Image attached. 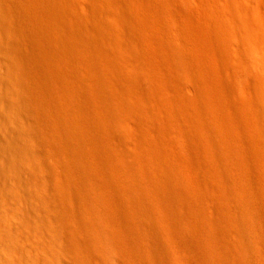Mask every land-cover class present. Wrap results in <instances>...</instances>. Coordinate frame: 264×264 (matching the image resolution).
<instances>
[{"label": "rangeland", "instance_id": "1", "mask_svg": "<svg viewBox=\"0 0 264 264\" xmlns=\"http://www.w3.org/2000/svg\"><path fill=\"white\" fill-rule=\"evenodd\" d=\"M54 1L0 0V153L47 167L34 264H264L263 3Z\"/></svg>", "mask_w": 264, "mask_h": 264}, {"label": "bare ground", "instance_id": "2", "mask_svg": "<svg viewBox=\"0 0 264 264\" xmlns=\"http://www.w3.org/2000/svg\"><path fill=\"white\" fill-rule=\"evenodd\" d=\"M258 1L260 3H263L264 5V0H258ZM45 2H47V0H45ZM49 2L51 6L55 8V11H57L58 14L59 13L62 14L63 7L56 5V1L54 0L51 1L49 0ZM256 7H258L257 4ZM47 8L51 9V7H47ZM261 9H259V11H263ZM57 12H55V15ZM143 15L144 13L141 14V16ZM259 29H261V27ZM71 31L72 30H70V32L67 31L66 33V36H68L69 38H73L71 37ZM34 49L36 48L34 45H32L30 49L24 51L30 56V59L28 61L19 62L18 65L16 66L20 69L21 75L27 80V83H29V85L35 86L38 92L42 94H46L48 92L46 88L41 85L42 82L37 83L38 80L35 82L33 81L34 74L36 75L44 74L43 69H41L38 63L34 62V58L30 55L32 54L36 56ZM140 50H141L140 54L142 55L143 59L147 60L149 56L148 50L144 47H141ZM101 55L102 54L98 55L99 58ZM258 62L259 61L257 60L256 64ZM260 62H261L260 65H263L262 61ZM257 68L258 66L256 67V69ZM262 68L264 70V67ZM259 71L261 72V70ZM259 71L257 70V72ZM93 75L94 74L92 73H85V75L83 74L84 77L85 76L92 77ZM260 75L264 76L263 74ZM82 94L83 96L90 98L100 95L98 91H88ZM23 143L24 144L20 146L15 142H10L9 147H6L10 150L6 154L0 153V264H34L36 262H41L42 257L44 256L50 245L47 239L46 227L44 224V217L46 216V214H44V210H45V204H47V202L51 199L48 191L49 184L47 183V179L45 175L42 173L47 171V167L42 162V155L40 149L38 148L33 149V143L29 142L27 139L24 140ZM36 144L38 146L37 141ZM107 145L106 143H101L99 145L100 152L97 154H92L89 148H87L88 151L87 150L85 151L93 159L102 162L103 165L106 166L105 165L106 160L110 159L109 158L110 156L107 157L106 159V154H107L106 149L108 150ZM108 165L110 167L112 164L110 163ZM112 168L115 167H113L112 165ZM113 194H114V190H113ZM114 198H116V196ZM177 199L179 202L184 203L182 204V210L180 212L178 211L177 214L179 213L180 218H182L181 216L186 217V214L188 213V212L185 213L186 208L188 207L187 200H185L181 196L177 197ZM190 214L191 216H188L191 217L189 218V220L193 218L192 214L194 213H190ZM182 221L184 224L185 221L183 220V218L181 219V222ZM192 221L194 220L192 219ZM194 225L195 223L192 224L193 228ZM193 228L189 227V229H193ZM180 229L181 228H179L178 230ZM191 231L192 230H190V233ZM195 232H196L195 234H193L194 232L192 233L193 234L192 237H194V235L197 234V231ZM175 234L178 233L175 232ZM190 241L192 240L190 239ZM159 245L160 244H158L159 248L163 247ZM198 251L201 252V250Z\"/></svg>", "mask_w": 264, "mask_h": 264}]
</instances>
